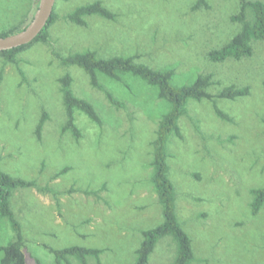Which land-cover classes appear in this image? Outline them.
<instances>
[{"label": "rangeland", "instance_id": "rangeland-1", "mask_svg": "<svg viewBox=\"0 0 264 264\" xmlns=\"http://www.w3.org/2000/svg\"><path fill=\"white\" fill-rule=\"evenodd\" d=\"M241 1L56 0L49 42L34 44L14 63L0 56V170L36 183L10 199L27 264H56L49 249L72 246L104 251L100 262L89 258V264H135L143 231L163 222L151 163L157 126L169 106L140 79L127 76L129 88L101 76L120 104L111 103L81 68L61 63L86 50L173 69L176 85L211 74L214 95L232 85L250 88L246 97L217 100L228 120L208 100L189 101L180 135L170 139L168 163L178 217L193 243L192 264H264V206L256 215L251 210L252 189L264 187V42H255L254 55L243 61L207 58L238 33L231 16ZM36 2L0 0V33L33 16ZM95 2L117 18L90 16L85 27L66 19ZM66 75L74 94L90 101L103 121L101 127L78 112L80 139L63 131L60 79ZM13 238L0 216V247ZM175 255L176 244L165 238L148 264H169Z\"/></svg>", "mask_w": 264, "mask_h": 264}, {"label": "trees", "instance_id": "trees-1", "mask_svg": "<svg viewBox=\"0 0 264 264\" xmlns=\"http://www.w3.org/2000/svg\"><path fill=\"white\" fill-rule=\"evenodd\" d=\"M202 2L204 0H200L199 4ZM38 3L39 0L35 4L33 13H35ZM90 16H98L106 20H115L117 18V15L110 11L102 2H95L78 7L75 11L68 14L66 19L78 26L85 27L87 26L86 19ZM32 17L31 15L20 25L9 31L0 33V37L13 35L24 30ZM57 19L58 15L54 10L46 28L32 43L2 52L0 56L8 62L14 63L18 54L30 49L34 44L40 42L48 43L50 39L49 28ZM231 22L238 24L240 29L224 46L208 52L207 58L213 63L219 64L228 60L239 62L254 55V43L257 41L264 42V2L260 0H242L239 11L231 16ZM61 63L64 66H77L81 68L89 76L92 86L105 91L106 96L114 105L120 103L110 92L106 91L101 83V76L123 85L127 76L140 79L148 86L155 88L158 97L168 104L169 109L163 114L157 126L156 137L153 141L151 163L153 170L151 182L158 196L163 222L152 229L143 231V241L136 251L135 264H148L157 244L165 238H171L176 244L175 258L169 264H192L196 259L192 239L184 230L179 220L176 190L169 174L170 139L175 135H180L179 121L187 113L189 101L201 102L208 100L213 103L218 117L228 120V115L218 108L216 104L217 100H236L246 97L250 94V88H239L232 85L225 87L214 95L209 91L213 85V75L211 74L199 75L189 85H176L174 84L175 71L173 69L151 68L146 64L138 62L135 56L101 58L95 51L90 50L77 52L62 58ZM72 82L73 79L70 75H66L60 79L61 93L67 118L63 131H69L76 139H80L82 132L76 120L78 112L85 114L93 123L101 127L103 126V121L90 101L74 94ZM126 86L129 87L128 85ZM46 118L47 115L45 114L36 129V135L39 139H41ZM31 187H36L34 181L15 178L0 170V216L9 222L14 232L13 240L6 246L0 247V252L3 255L0 264H27L23 251L22 226L11 209L10 199L15 191ZM251 194L253 196L251 210L252 214L256 215L264 206V187L252 189ZM49 250L54 255L56 264H72L70 259L77 260L79 264H89V258H94L97 262H100V257L104 252L102 249L78 246L60 250ZM37 264H40V262Z\"/></svg>", "mask_w": 264, "mask_h": 264}, {"label": "water", "instance_id": "water-1", "mask_svg": "<svg viewBox=\"0 0 264 264\" xmlns=\"http://www.w3.org/2000/svg\"><path fill=\"white\" fill-rule=\"evenodd\" d=\"M56 0H39L28 26L13 35L0 37V53L32 43L46 28L54 11Z\"/></svg>", "mask_w": 264, "mask_h": 264}]
</instances>
